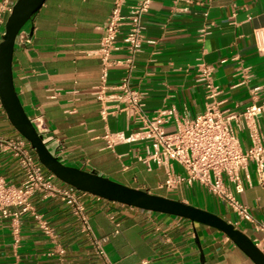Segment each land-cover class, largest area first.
<instances>
[{"label":"crops","instance_id":"0c3cea01","mask_svg":"<svg viewBox=\"0 0 264 264\" xmlns=\"http://www.w3.org/2000/svg\"><path fill=\"white\" fill-rule=\"evenodd\" d=\"M113 2L46 0L34 16L18 39L13 58L15 88L28 116L42 118L48 145L64 162L215 212L263 242L264 234L253 223L240 220L198 183L183 182L173 190L163 186L167 166L143 160L150 141L136 134L138 123L122 110L128 98L120 88L126 75L121 64L109 69V112L102 115L103 105L95 92L102 82L99 48ZM142 21L147 38L154 42L137 54L129 86L143 93L145 113L167 111L164 126L173 132L215 100L224 115L240 116L242 125L236 119L233 123L241 144L250 145V131L241 114L254 92L264 99V0H154ZM258 30L263 33L261 50ZM125 32L126 28L119 34L114 61L129 57ZM201 63L213 67V83L219 91L214 98L198 79ZM258 123L264 138V112ZM109 131L135 135V139L110 148ZM0 136L22 137L1 106ZM171 164L184 173L180 164ZM249 172L252 184L237 197L264 220V185L254 164ZM0 175L20 185L26 173L12 152L0 149ZM33 202L55 229L58 243L40 229L31 213L22 216L17 243L12 218L0 217V264H255L220 230L88 195L93 230L97 237L106 238L101 255L68 204L41 194Z\"/></svg>","mask_w":264,"mask_h":264},{"label":"built area","instance_id":"2783aa9c","mask_svg":"<svg viewBox=\"0 0 264 264\" xmlns=\"http://www.w3.org/2000/svg\"><path fill=\"white\" fill-rule=\"evenodd\" d=\"M16 1L0 0V42ZM153 1L136 0L134 3H128V0H114L113 2L99 48L102 60V82L95 92L103 105L102 115L106 117L109 112L110 95L107 94L109 69L114 64H121L126 68V75L122 79L120 88L128 98V104L122 107V110L133 115L134 121L138 123L139 131L136 134L150 141L143 160L149 165L155 162L167 166V179L163 186L173 190L183 182L190 185L198 183L227 204L240 220L253 223L255 228L264 234V220L256 218L248 206L237 197L247 185L252 184L249 172L251 164L255 165L259 183L264 185V138L258 123V117L264 112V99L254 92L251 103L241 114L251 137V144L244 147L233 123L236 119L238 125H242L240 116L224 115L219 110L217 101L213 100L201 114L186 119L176 131L169 132L164 126L167 111L159 110L149 116L144 111L143 93L130 89L129 77L135 68L137 54L154 42L147 38L142 21L143 15L149 11ZM124 28L126 32L123 42L129 51V57L114 61L112 54L120 48L118 37ZM262 34L260 30L256 32L260 50L263 45ZM212 74L211 65L206 63L199 65L198 79L205 84L210 98H214L219 92L213 83ZM0 106L3 107L1 98ZM32 120L38 130L45 133L42 118L37 117ZM106 139L108 147L113 148L119 142L135 139V135L126 137L122 131H109ZM0 149L12 152L20 160L26 173L20 185L8 183L0 175V217L12 218V233L15 241L17 243L20 241L22 216L31 213L40 229L52 242L58 243L55 229L48 219L37 211L33 202V197L41 194L44 198L57 197L68 204L85 234L95 243L97 252L103 255L105 253L103 243L106 238L96 236L86 203L88 195L98 199L101 197L58 180L40 163L35 150L23 136L19 138L0 136ZM171 161L180 164L185 170L184 173L176 172ZM242 172L246 173L245 177L242 176ZM261 241L257 240L255 243L264 251L262 246L264 240ZM59 251L64 252L63 249Z\"/></svg>","mask_w":264,"mask_h":264},{"label":"water","instance_id":"95a60500","mask_svg":"<svg viewBox=\"0 0 264 264\" xmlns=\"http://www.w3.org/2000/svg\"><path fill=\"white\" fill-rule=\"evenodd\" d=\"M46 0H17L0 42V98L12 125L35 150L40 163L61 182L101 198L143 210L180 216L225 233L255 264H264V251L245 231L219 214L188 202L132 187L94 171L68 164L51 150L28 116L16 91L13 58L16 44Z\"/></svg>","mask_w":264,"mask_h":264}]
</instances>
